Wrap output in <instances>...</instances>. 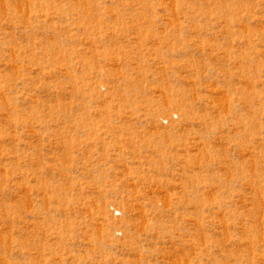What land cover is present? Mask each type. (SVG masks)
<instances>
[{
  "label": "rangeland",
  "instance_id": "obj_1",
  "mask_svg": "<svg viewBox=\"0 0 264 264\" xmlns=\"http://www.w3.org/2000/svg\"><path fill=\"white\" fill-rule=\"evenodd\" d=\"M0 264H264V0H0Z\"/></svg>",
  "mask_w": 264,
  "mask_h": 264
}]
</instances>
